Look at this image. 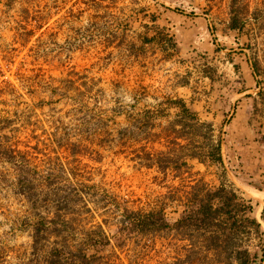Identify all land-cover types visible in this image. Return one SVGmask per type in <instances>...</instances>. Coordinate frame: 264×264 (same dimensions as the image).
Listing matches in <instances>:
<instances>
[{
	"label": "rangeland",
	"instance_id": "rangeland-1",
	"mask_svg": "<svg viewBox=\"0 0 264 264\" xmlns=\"http://www.w3.org/2000/svg\"><path fill=\"white\" fill-rule=\"evenodd\" d=\"M230 2L0 0V120L11 121L8 143L28 152L38 178L57 180L34 208L19 193L13 166L0 157V264H45L44 254L31 248V225L37 215L54 217L61 201H67L63 238L99 226L111 236L125 206L163 205L175 219V204L202 177L257 203L260 220L263 204L241 188L264 192V100L257 95L264 90V0L239 1L247 10L243 34L227 30ZM158 31L174 39L175 53L150 41ZM169 96L192 101L214 124L223 168L192 161L191 174H162L142 166V147L179 151L169 142L174 111L168 119L155 113ZM147 116L155 125L148 137L141 131ZM69 143L77 145L75 155L65 152ZM187 245L175 233L133 238L113 247L104 264H174ZM212 259L205 264H215Z\"/></svg>",
	"mask_w": 264,
	"mask_h": 264
},
{
	"label": "trees",
	"instance_id": "trees-1",
	"mask_svg": "<svg viewBox=\"0 0 264 264\" xmlns=\"http://www.w3.org/2000/svg\"><path fill=\"white\" fill-rule=\"evenodd\" d=\"M239 1L230 2L227 30L243 34L247 31V10H244ZM251 16L254 22H258L256 12ZM150 41L160 44L163 53L168 52V46L175 53L174 39H167V35L161 31L151 37ZM174 53H169L166 58H171ZM251 66L252 75L258 80L259 62L253 60ZM208 78L213 81L212 77ZM181 86L185 84L182 83ZM257 95L264 100V90L259 91ZM192 104V101H186L179 96H169L160 104L156 114L168 119L169 112L174 111L172 118L168 119V128L173 134L169 142L171 146H177L179 151L168 149L150 152L142 147V166L146 169L154 168L162 174L167 171L191 174L192 161L206 169L215 166L223 168L221 140H213L214 124L203 120ZM145 114L154 113L147 111ZM152 118L147 116L141 124V131L145 132L147 137L151 134V129L155 128V125L150 123ZM10 122L7 119L0 120V157L13 166L19 193L32 207L37 208L39 194L48 195L57 180L52 174L40 175L41 178H38V172L31 169L28 152L13 148L8 143L10 137L7 123ZM17 131L18 129H14L13 138ZM260 143L264 145V136L261 137ZM76 147L75 143H69L65 152L75 155ZM65 203L67 201L60 202L54 211V217L48 219L37 215L31 225V248L34 253L44 254L45 264H104L106 254L115 246L122 248L133 238L143 240L169 233H175L188 242L184 259H179L174 264H205L209 256L213 258L210 261L215 264L264 263V208L258 220L255 217L258 204L223 182L213 187L207 184L203 177L194 179L185 198L174 206L177 213L175 219L168 218L163 205L148 211L122 207L117 222V233L111 236L99 226L83 231L78 239L63 238L60 212L65 208ZM52 237L55 239L51 244ZM243 239H255L256 244L241 243Z\"/></svg>",
	"mask_w": 264,
	"mask_h": 264
},
{
	"label": "bare ground",
	"instance_id": "bare-ground-1",
	"mask_svg": "<svg viewBox=\"0 0 264 264\" xmlns=\"http://www.w3.org/2000/svg\"><path fill=\"white\" fill-rule=\"evenodd\" d=\"M241 186V185H240ZM245 194L250 197L256 198L264 202V192L256 191L253 189H244Z\"/></svg>",
	"mask_w": 264,
	"mask_h": 264
},
{
	"label": "water",
	"instance_id": "water-1",
	"mask_svg": "<svg viewBox=\"0 0 264 264\" xmlns=\"http://www.w3.org/2000/svg\"><path fill=\"white\" fill-rule=\"evenodd\" d=\"M221 150H222V143H221ZM223 160V159H222ZM241 190L244 192V189H242L241 188ZM248 196V195H247ZM249 197V196H248ZM250 198H252V197H250ZM252 199H254V200H256V201H258L259 203H262L263 204V206H264V202L263 201H261V200H258V199H255V198H252Z\"/></svg>",
	"mask_w": 264,
	"mask_h": 264
},
{
	"label": "crops",
	"instance_id": "crops-1",
	"mask_svg": "<svg viewBox=\"0 0 264 264\" xmlns=\"http://www.w3.org/2000/svg\"><path fill=\"white\" fill-rule=\"evenodd\" d=\"M186 100V99H185ZM187 101V100H186Z\"/></svg>",
	"mask_w": 264,
	"mask_h": 264
}]
</instances>
